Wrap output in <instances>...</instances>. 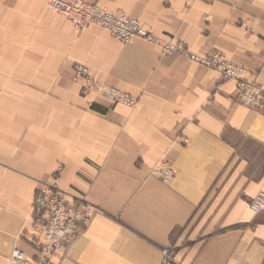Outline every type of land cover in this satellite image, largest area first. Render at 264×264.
Wrapping results in <instances>:
<instances>
[{
	"label": "crops",
	"instance_id": "crops-1",
	"mask_svg": "<svg viewBox=\"0 0 264 264\" xmlns=\"http://www.w3.org/2000/svg\"><path fill=\"white\" fill-rule=\"evenodd\" d=\"M122 9L163 42L217 50L264 84V0H85ZM76 64L138 98L129 108L73 78ZM236 82L157 47L76 29L48 0H0V264L27 256L34 194L52 180L95 210L54 264H264V112ZM187 140L186 143L182 139ZM166 163L174 176L150 175Z\"/></svg>",
	"mask_w": 264,
	"mask_h": 264
},
{
	"label": "built area",
	"instance_id": "built-area-1",
	"mask_svg": "<svg viewBox=\"0 0 264 264\" xmlns=\"http://www.w3.org/2000/svg\"><path fill=\"white\" fill-rule=\"evenodd\" d=\"M48 7L66 17L76 29L96 25L123 43L140 39L157 47L161 55L183 57L219 73L222 80H234L236 100L264 112V84L248 80L243 67L232 63L217 50H209L204 54L192 53L180 44L163 42L139 18L131 17L119 8L111 9L85 0H48ZM73 71V78L83 81L85 94L96 93L111 103L129 108L137 105V97L92 79L85 66L76 64ZM182 142L186 143L187 140L183 138ZM59 170L60 167L53 173L52 180L43 183L33 197L32 225L26 238L34 252L33 256L29 257L22 249L14 248L9 256L10 264H54L53 259L89 227L95 210L93 204L81 195L72 199L57 182ZM149 173L163 183H168L174 176L172 167L162 162L153 165ZM248 204L254 213L263 212L264 189L249 198ZM159 264L183 263L175 257L174 248L165 247L161 251Z\"/></svg>",
	"mask_w": 264,
	"mask_h": 264
}]
</instances>
